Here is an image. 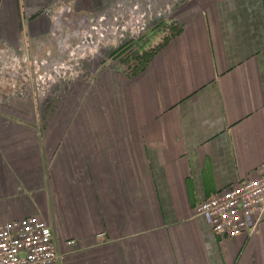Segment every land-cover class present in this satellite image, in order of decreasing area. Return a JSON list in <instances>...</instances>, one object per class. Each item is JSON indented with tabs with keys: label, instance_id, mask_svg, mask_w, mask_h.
Here are the masks:
<instances>
[{
	"label": "crops",
	"instance_id": "obj_1",
	"mask_svg": "<svg viewBox=\"0 0 264 264\" xmlns=\"http://www.w3.org/2000/svg\"><path fill=\"white\" fill-rule=\"evenodd\" d=\"M109 4L0 0V48L37 52L51 31L61 52ZM179 5L99 117L87 102L63 134H39L30 103L0 104V222L50 223L63 264H264V220L223 237L194 208L264 163V0Z\"/></svg>",
	"mask_w": 264,
	"mask_h": 264
},
{
	"label": "rangeland",
	"instance_id": "obj_2",
	"mask_svg": "<svg viewBox=\"0 0 264 264\" xmlns=\"http://www.w3.org/2000/svg\"><path fill=\"white\" fill-rule=\"evenodd\" d=\"M181 1L110 0L105 14L62 34L61 52L51 31L37 52L29 41L0 48V104L30 103L39 134H63L70 119L84 117L87 102L99 117L103 89L115 91L118 73L130 77L144 65L176 27L171 18Z\"/></svg>",
	"mask_w": 264,
	"mask_h": 264
},
{
	"label": "built area",
	"instance_id": "obj_3",
	"mask_svg": "<svg viewBox=\"0 0 264 264\" xmlns=\"http://www.w3.org/2000/svg\"><path fill=\"white\" fill-rule=\"evenodd\" d=\"M194 208L220 236L254 232L264 220V163L257 176L231 182ZM0 264H63L52 225L35 215L0 222Z\"/></svg>",
	"mask_w": 264,
	"mask_h": 264
}]
</instances>
